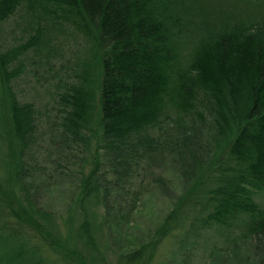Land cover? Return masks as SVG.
Returning a JSON list of instances; mask_svg holds the SVG:
<instances>
[{
	"label": "trees",
	"instance_id": "1",
	"mask_svg": "<svg viewBox=\"0 0 264 264\" xmlns=\"http://www.w3.org/2000/svg\"><path fill=\"white\" fill-rule=\"evenodd\" d=\"M238 1L247 15L227 19L204 0H0V22L22 10L27 30L0 45V264H50L23 226L69 264H111L109 248L113 264H147L166 235L164 264H264V0ZM66 25L84 43L54 86L37 164L39 107L13 81ZM154 160L182 185L147 235L122 205ZM65 178L63 234L38 199Z\"/></svg>",
	"mask_w": 264,
	"mask_h": 264
},
{
	"label": "rangeland",
	"instance_id": "2",
	"mask_svg": "<svg viewBox=\"0 0 264 264\" xmlns=\"http://www.w3.org/2000/svg\"><path fill=\"white\" fill-rule=\"evenodd\" d=\"M234 2H237V0H204V5H213V3L217 5L218 3L222 4V6H226L221 8L222 10H214L212 14L215 16L219 13L223 16L227 15V19L237 14L247 15V11L249 10L243 6V2ZM21 12L16 11L0 22V45L9 46L19 40H24L23 38L27 30L22 28L24 20L22 19L20 21L19 16L21 17ZM210 12H212V10ZM45 35L53 44L50 54L46 55L48 59H44L46 56H42L39 62H31L29 60L32 51L29 50L26 52L24 58H22L24 61L22 72L13 81L14 90L16 94H18V97L22 100L29 99L39 107L40 119L37 124L38 139L35 145V161L36 163L38 162L37 164H40V162L44 160V157H47V151L49 149V147L46 146L47 133L49 131L46 117L49 115L53 116L58 107V104L54 100L56 96L54 86L59 76L63 77V79L66 77V74L70 71L68 68L71 65V59L75 56V52L82 48V44L84 43V38L80 33L69 25L64 26L61 30L49 29L46 31ZM46 60L47 62H45ZM70 167L73 169L74 164H70ZM37 172H39V170ZM166 173H170V167L166 166L165 169L164 163H158V161L155 162L154 160L143 165L142 169H140V186L137 187L136 185V177L131 179L134 185L132 190L136 191L137 196L135 197L133 195L134 191H131V194L126 196L127 198H123L124 204L122 206L124 209H127L129 206L128 200L132 203V209L129 211V218L130 221L132 220L130 224L137 225L133 228L134 230L138 231V229H144L146 231L144 233H148L147 235H149L153 229L152 226L157 223L158 220H161L162 214L169 207L168 205L171 197L174 196L177 188L181 187L182 183L179 179L174 180L170 173V177L165 179L168 186L167 190L162 191L159 189L160 184L157 183L156 177L159 176V174L165 176ZM70 180L74 181V178ZM70 180L68 178L63 179L52 194H49L47 191H41L42 194L38 199L41 204L59 213L57 216L59 225L61 224L60 219H62L60 214L64 215L66 212V201L74 185V183L70 185ZM260 197H264V195L260 194L259 199H261ZM148 200L150 201L152 210L151 207L149 208L147 206ZM261 201L264 202V198H262ZM124 225L125 224H123V227ZM63 230L64 227L60 225V232L65 234V230ZM214 230L216 232L218 231L217 229H211V231L208 232L212 239L214 238L213 234H215ZM22 234L31 238V240H29V242L31 241L30 244L36 243L38 245L40 254L45 255L50 264H69L67 261L63 260L58 250H53L50 245L45 242L44 237L34 229H28L26 226H23ZM100 247L103 250L102 242ZM173 248H175L173 238L170 235L164 236L162 240L158 242L147 264H164L173 254L172 252L175 250ZM112 250V248H109V250L106 249L105 255L106 258L109 259L108 262L111 264L114 263L113 259L116 256ZM193 264H197V261Z\"/></svg>",
	"mask_w": 264,
	"mask_h": 264
}]
</instances>
